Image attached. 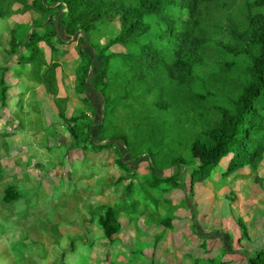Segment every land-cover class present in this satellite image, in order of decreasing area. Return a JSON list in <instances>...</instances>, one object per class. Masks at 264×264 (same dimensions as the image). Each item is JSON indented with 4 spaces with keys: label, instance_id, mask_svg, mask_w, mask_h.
Returning <instances> with one entry per match:
<instances>
[{
    "label": "rangeland",
    "instance_id": "obj_1",
    "mask_svg": "<svg viewBox=\"0 0 264 264\" xmlns=\"http://www.w3.org/2000/svg\"><path fill=\"white\" fill-rule=\"evenodd\" d=\"M43 1L52 10L47 14L13 3L11 14L0 16V79L11 86L6 98L0 84V264L13 257H25L27 264H250V257L264 250V157L227 177L223 160L210 179L194 186L191 166L157 170L163 178L178 174L180 180L129 194L140 201L137 212L119 214L123 229L113 243L106 241L99 224L106 206L122 199L129 183L139 187L151 179L146 154L136 160L120 141L96 150L89 140L111 141L101 135L104 98L92 81L103 65L102 50L119 27L69 36L65 5ZM19 26V50L32 32L46 28L69 41L53 59L60 65L59 96L68 100L66 116L77 117L71 126L78 143L53 95L30 79L32 67L17 74L11 40ZM44 52L51 55L49 47ZM120 159L129 172L120 168ZM8 186L22 198L4 207ZM167 218L171 224L162 225Z\"/></svg>",
    "mask_w": 264,
    "mask_h": 264
},
{
    "label": "trees",
    "instance_id": "obj_2",
    "mask_svg": "<svg viewBox=\"0 0 264 264\" xmlns=\"http://www.w3.org/2000/svg\"><path fill=\"white\" fill-rule=\"evenodd\" d=\"M55 1L66 7L63 22L69 36L92 34L113 24L119 27L103 48V65L92 81L104 98L101 135L111 141L97 145L89 139L91 147L110 149L112 142L120 141L132 158L139 160L144 154L150 158L151 179L139 187L129 183L125 196L106 206L99 217L108 242L113 243L123 229L119 214L137 212L140 201H132L129 194L139 196L144 188L161 189L179 179L178 174L163 178L157 170L191 166L194 186L210 179L223 160H228L222 170L227 177L264 157V0ZM13 3L41 14L52 11L43 0H0V16H9ZM21 29L12 31L11 40L20 66L17 74H24V66L32 67L30 79L53 95L78 143L71 126L77 117L66 116L68 100L59 96L60 65L53 59L69 41L60 39L55 28H46L32 32L19 50ZM116 45L128 50L114 52ZM44 46L51 55L45 54ZM0 84L5 97L11 86L5 78ZM118 163L122 170H131L121 159ZM21 198L15 187L8 186L3 206ZM171 222L167 218L162 225ZM155 237L160 241L164 235ZM249 260L264 264V250Z\"/></svg>",
    "mask_w": 264,
    "mask_h": 264
},
{
    "label": "crops",
    "instance_id": "obj_3",
    "mask_svg": "<svg viewBox=\"0 0 264 264\" xmlns=\"http://www.w3.org/2000/svg\"><path fill=\"white\" fill-rule=\"evenodd\" d=\"M119 236V235H118ZM106 239V238H105ZM23 240H25V239H23ZM107 241V240H106ZM27 259L25 258V257H21V258H19V259H17V261L16 260H14V257H13V261H11V263L10 264H27V261H26ZM114 261H117V260H114ZM75 262V264H77L78 263V261H74ZM113 264V263H112Z\"/></svg>",
    "mask_w": 264,
    "mask_h": 264
}]
</instances>
